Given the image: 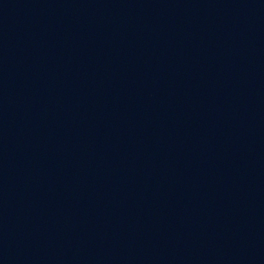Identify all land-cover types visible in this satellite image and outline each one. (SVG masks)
Listing matches in <instances>:
<instances>
[{"label": "water", "instance_id": "95a60500", "mask_svg": "<svg viewBox=\"0 0 264 264\" xmlns=\"http://www.w3.org/2000/svg\"><path fill=\"white\" fill-rule=\"evenodd\" d=\"M0 264H264V0H0Z\"/></svg>", "mask_w": 264, "mask_h": 264}]
</instances>
